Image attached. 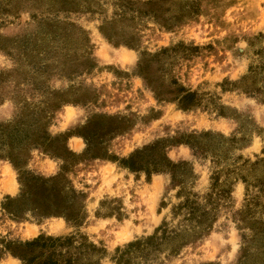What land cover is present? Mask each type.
Returning <instances> with one entry per match:
<instances>
[{
	"label": "rangeland",
	"instance_id": "rangeland-1",
	"mask_svg": "<svg viewBox=\"0 0 264 264\" xmlns=\"http://www.w3.org/2000/svg\"><path fill=\"white\" fill-rule=\"evenodd\" d=\"M0 264H264V0H0Z\"/></svg>",
	"mask_w": 264,
	"mask_h": 264
}]
</instances>
